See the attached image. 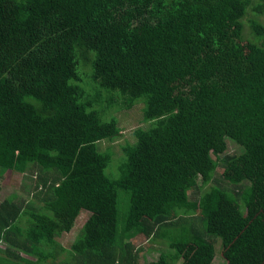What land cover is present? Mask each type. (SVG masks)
I'll list each match as a JSON object with an SVG mask.
<instances>
[{"label": "trees", "instance_id": "16d2710c", "mask_svg": "<svg viewBox=\"0 0 264 264\" xmlns=\"http://www.w3.org/2000/svg\"><path fill=\"white\" fill-rule=\"evenodd\" d=\"M262 16L264 0H0V168L34 170L27 200H0V264H138V234L166 247L144 264H210L215 237L222 264H264ZM135 103L146 124L115 156L99 142ZM218 165L232 190L209 184Z\"/></svg>", "mask_w": 264, "mask_h": 264}, {"label": "rangeland", "instance_id": "374dc122", "mask_svg": "<svg viewBox=\"0 0 264 264\" xmlns=\"http://www.w3.org/2000/svg\"><path fill=\"white\" fill-rule=\"evenodd\" d=\"M260 20L264 22V16L260 17ZM245 34V30L243 32ZM140 104L135 103L129 109H121L116 111H111V115L115 116L120 128L119 134L113 138L111 141L107 142L102 140L99 142V146H111L112 150L115 152V156L118 155L119 146L126 142L130 143L133 141L132 130L137 127H143L146 122L141 120L140 114ZM240 151V146L233 143L231 140L225 138V150L221 154H236ZM220 154V155H221ZM221 167L218 165L213 172L210 185L215 182L221 184L225 189L232 190L233 186L224 182L219 176L221 172ZM33 169H27L24 173H17L10 170H3L0 168V200L8 199L14 200L18 203H23L30 197L33 184ZM206 188V186H205ZM124 206L123 202H118V208ZM87 212L85 210H80L75 217L71 228L67 232H61L55 237V240L63 246L65 249L68 248L69 244L72 242L76 236L82 222L87 217ZM23 222V221H22ZM214 241V255L210 264H222L223 259L218 255L219 239L217 237L213 238ZM131 243L134 247L141 248L139 252L138 264H144L148 261L155 260L160 251L166 250V247L161 241H151L148 238L138 234L131 238ZM0 246L1 243H0ZM22 255V253H21ZM58 258L64 260L67 258L65 252L59 254ZM177 261L175 264H179ZM54 264H58L54 262Z\"/></svg>", "mask_w": 264, "mask_h": 264}]
</instances>
